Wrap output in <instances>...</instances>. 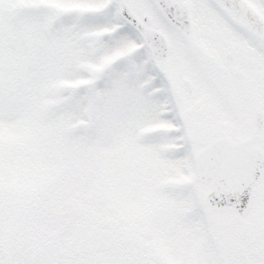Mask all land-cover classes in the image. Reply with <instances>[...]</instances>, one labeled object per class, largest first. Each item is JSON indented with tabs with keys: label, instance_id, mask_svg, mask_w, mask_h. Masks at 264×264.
<instances>
[{
	"label": "snow or ice",
	"instance_id": "obj_1",
	"mask_svg": "<svg viewBox=\"0 0 264 264\" xmlns=\"http://www.w3.org/2000/svg\"><path fill=\"white\" fill-rule=\"evenodd\" d=\"M0 264H264V0H0Z\"/></svg>",
	"mask_w": 264,
	"mask_h": 264
}]
</instances>
